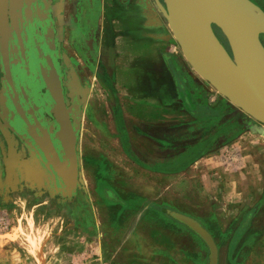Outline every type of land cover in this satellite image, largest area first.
Segmentation results:
<instances>
[{
  "label": "rangeland",
  "instance_id": "obj_1",
  "mask_svg": "<svg viewBox=\"0 0 264 264\" xmlns=\"http://www.w3.org/2000/svg\"><path fill=\"white\" fill-rule=\"evenodd\" d=\"M100 2L94 47L81 44L79 57L63 43L88 88L75 203L0 207V264H209L203 241L169 213L196 221L223 264L229 245L209 226L264 209V136L242 129L243 114L190 68L151 0ZM260 239L242 253L261 259Z\"/></svg>",
  "mask_w": 264,
  "mask_h": 264
},
{
  "label": "water",
  "instance_id": "obj_2",
  "mask_svg": "<svg viewBox=\"0 0 264 264\" xmlns=\"http://www.w3.org/2000/svg\"><path fill=\"white\" fill-rule=\"evenodd\" d=\"M151 2L165 20L190 68L243 114L236 120L237 124L249 133L264 136V133H260L264 126V48L259 41V35H264V12L249 0ZM214 29L222 35L226 46L215 36ZM52 37V28L47 27L45 38L38 45L32 46L37 63L30 69L26 59L25 73L37 86L40 83L36 79L40 78L46 99L49 100L46 111L55 120L57 127L55 140L62 161L52 163L47 159L48 179L58 184L62 198L70 199L75 186L80 183L79 179L76 180L80 161L75 144L81 107L86 101L88 88L80 87L75 73L68 68L71 81L64 83L66 97L71 99L68 111V105H64L62 98L61 68L56 63L58 52ZM46 148L48 151L51 149L50 143H47ZM169 215L203 241L208 249L209 264H215L216 249L208 233L189 217L176 213Z\"/></svg>",
  "mask_w": 264,
  "mask_h": 264
},
{
  "label": "flooded vegetation",
  "instance_id": "obj_3",
  "mask_svg": "<svg viewBox=\"0 0 264 264\" xmlns=\"http://www.w3.org/2000/svg\"><path fill=\"white\" fill-rule=\"evenodd\" d=\"M80 1L76 0L75 3L80 4ZM86 1L94 4L97 0ZM249 1L264 12V0ZM62 2L0 0V207L3 208L20 200L42 201L44 198L48 199L51 207L71 208L75 203L79 183L71 198L66 199L58 192V184L48 179L47 159L55 163L58 157L59 161L56 162L62 161L55 140L57 127L55 120L46 111L49 100L46 99L40 78L36 79L40 83L37 86L25 73L26 59L30 69L37 63L33 47L45 38L47 27L52 28V41L58 52L56 63L61 68L62 98L69 111L71 99L66 97L64 83L71 81L68 68L75 71L71 57L64 49V37L68 38L70 48L78 56L82 53L79 49L81 44L83 48H90L94 10L83 8L82 5L79 9L75 8V15L70 18L66 32ZM75 21L76 24H73ZM214 34L218 38L216 29ZM261 45L264 48L263 43ZM47 143L51 145L49 151Z\"/></svg>",
  "mask_w": 264,
  "mask_h": 264
},
{
  "label": "crops",
  "instance_id": "obj_4",
  "mask_svg": "<svg viewBox=\"0 0 264 264\" xmlns=\"http://www.w3.org/2000/svg\"><path fill=\"white\" fill-rule=\"evenodd\" d=\"M76 0H63L62 2V17L67 21L74 16L75 8L83 6V8H90L94 10V27H93V34L90 36V41L89 44L94 47V34L96 30V24L99 20L100 14H101V2L100 0L95 1L93 4L91 1H86V0H81L75 3ZM127 1V0H126ZM75 3V4H74ZM126 5V4H125ZM158 146V144H156ZM158 146L157 148H159ZM236 147V146H235ZM234 149V148H233ZM233 149H225L224 154L227 157L226 160H230L228 157V152L234 153L236 152V156L238 154L240 155V149L239 147L234 151ZM238 152V154H237ZM234 156H231V160L235 158ZM240 159L242 157L240 156ZM224 160V159H223ZM238 160V159H237ZM197 161L193 164H195ZM225 162V161H224ZM232 166H235L234 164H231ZM230 165V166H231ZM189 167H191V164H189ZM264 201V200H263ZM262 201V202H263ZM264 206V205H263ZM242 213L238 214V217L234 219V221L225 224V223H214V225L209 226V228L213 229V231L218 235V238H220V241H225V245H229V247H224L225 253L223 254L222 257V263L223 264H230L232 262L233 264H244L246 262L247 264H264V248H263V254L262 257L260 256L261 259H259L255 255H251L250 253H242L244 250L250 247H254L260 238L264 239V223L256 222L255 220L259 218L260 214H264V209H257L256 214H253V217H250L249 221H246L245 223L240 222V216ZM243 215V214H242ZM252 219V220H251ZM180 226L181 223H180ZM224 226V227H223ZM184 227V226H183ZM185 228V227H184ZM208 229V228H207ZM223 230V231H222ZM223 236H225V239H223ZM216 238V239H218ZM219 240V239H218ZM228 240V241H227ZM264 242V241H263ZM216 245V242H215ZM217 247V245H216ZM251 248V249H252ZM217 250L219 251L218 247ZM254 249H252L253 251ZM249 251V250H248ZM217 264H219V257L217 255Z\"/></svg>",
  "mask_w": 264,
  "mask_h": 264
},
{
  "label": "bare ground",
  "instance_id": "obj_5",
  "mask_svg": "<svg viewBox=\"0 0 264 264\" xmlns=\"http://www.w3.org/2000/svg\"><path fill=\"white\" fill-rule=\"evenodd\" d=\"M221 42V41H220ZM50 46H51V44H50ZM9 76V75H8ZM20 84V83H19ZM29 93V92H28ZM25 94V93H24ZM27 95V94H26ZM261 132L260 133H264V131L262 130V128H261V130H260ZM59 155H60V158H61V154H60V152H59ZM59 161V159H58V157H56V161ZM62 160V159H61ZM66 187H67V190L69 189V183L67 182L66 183Z\"/></svg>",
  "mask_w": 264,
  "mask_h": 264
}]
</instances>
